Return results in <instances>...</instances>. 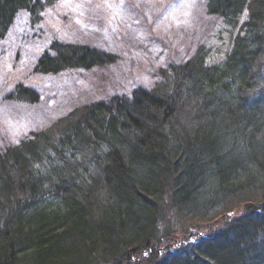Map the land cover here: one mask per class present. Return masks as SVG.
<instances>
[{
  "label": "trees",
  "instance_id": "trees-1",
  "mask_svg": "<svg viewBox=\"0 0 264 264\" xmlns=\"http://www.w3.org/2000/svg\"><path fill=\"white\" fill-rule=\"evenodd\" d=\"M52 2L0 0V43ZM205 5L239 27L221 63L200 45L151 88L82 102L0 149V264H264V0ZM115 57L56 39L35 70Z\"/></svg>",
  "mask_w": 264,
  "mask_h": 264
},
{
  "label": "rangeland",
  "instance_id": "rangeland-1",
  "mask_svg": "<svg viewBox=\"0 0 264 264\" xmlns=\"http://www.w3.org/2000/svg\"><path fill=\"white\" fill-rule=\"evenodd\" d=\"M206 1L53 0L35 20L19 13L0 43V149L48 128L82 102L151 88L160 68L185 61L200 45L210 64L221 63L239 27L207 13ZM56 39L91 43L116 57L90 70L37 73L38 58ZM18 85L38 91L37 102L12 99Z\"/></svg>",
  "mask_w": 264,
  "mask_h": 264
},
{
  "label": "snow or ice",
  "instance_id": "snow-or-ice-1",
  "mask_svg": "<svg viewBox=\"0 0 264 264\" xmlns=\"http://www.w3.org/2000/svg\"><path fill=\"white\" fill-rule=\"evenodd\" d=\"M245 15H247V13H245Z\"/></svg>",
  "mask_w": 264,
  "mask_h": 264
}]
</instances>
